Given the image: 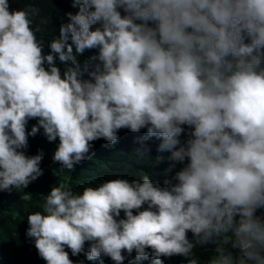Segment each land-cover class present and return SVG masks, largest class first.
<instances>
[{
  "label": "clouds",
  "instance_id": "clouds-1",
  "mask_svg": "<svg viewBox=\"0 0 264 264\" xmlns=\"http://www.w3.org/2000/svg\"><path fill=\"white\" fill-rule=\"evenodd\" d=\"M24 239L8 264H264V0H0V242Z\"/></svg>",
  "mask_w": 264,
  "mask_h": 264
},
{
  "label": "trees",
  "instance_id": "trees-1",
  "mask_svg": "<svg viewBox=\"0 0 264 264\" xmlns=\"http://www.w3.org/2000/svg\"><path fill=\"white\" fill-rule=\"evenodd\" d=\"M36 28V27H34ZM40 39L44 42L46 41L45 34L40 31L37 33ZM32 125H38V119L32 120ZM30 124L27 123V132H31L32 127ZM134 140V138H124L119 141L118 145H123L130 141ZM59 144V138H57L54 142H49L47 138L43 134V129L41 128L39 132L33 137H28V146L26 149V156H35L37 154L43 153L42 161L39 165L40 169L42 170V175L39 176L36 180V183L33 187H47L49 189V193L52 187L57 186L58 181H65L67 177L70 176L69 172L60 171L61 165L59 163H54L52 160V156ZM69 182V179L66 180ZM40 191L39 188H37ZM41 192V191H40ZM39 204V199H34V209ZM28 239L33 240L32 238L26 237ZM34 241V240H33ZM19 249H23L24 251L28 252L31 256H33V252L29 248V245L26 243V240H21L17 243H3L0 242V254L4 264H8L9 260L17 253ZM209 252H206L202 247H198L196 249V254L200 258H204L208 256Z\"/></svg>",
  "mask_w": 264,
  "mask_h": 264
}]
</instances>
